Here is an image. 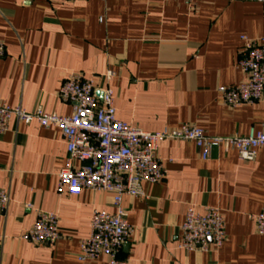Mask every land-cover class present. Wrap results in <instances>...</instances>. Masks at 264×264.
<instances>
[{
    "label": "crops",
    "instance_id": "crops-1",
    "mask_svg": "<svg viewBox=\"0 0 264 264\" xmlns=\"http://www.w3.org/2000/svg\"><path fill=\"white\" fill-rule=\"evenodd\" d=\"M264 37V5L251 0H0V101L32 112L70 116L64 79L91 80L99 97L114 91L116 117L156 132L190 124L209 137L261 130L264 104L226 106L219 87L246 79L237 68L241 37ZM195 143L166 140L158 157L167 171L144 184L145 197L125 196L135 233L123 246L129 264H264V236L251 216L264 208V148L254 161L213 149L203 159ZM67 143L55 128L10 122L0 134V189L10 195L0 217V264H109L80 261L94 210L115 213L112 196L85 190L58 195ZM31 204L32 209L27 208ZM219 209L227 240L219 250L178 248L187 209ZM54 212L62 239L37 246L24 239L37 212Z\"/></svg>",
    "mask_w": 264,
    "mask_h": 264
},
{
    "label": "built area",
    "instance_id": "built-area-1",
    "mask_svg": "<svg viewBox=\"0 0 264 264\" xmlns=\"http://www.w3.org/2000/svg\"><path fill=\"white\" fill-rule=\"evenodd\" d=\"M264 5V0H251ZM194 0H187L192 5ZM243 43L237 68L246 76L237 86L219 87L218 93L226 106L264 104V37H241ZM5 47L0 43V58ZM59 98L72 105L70 116H59L37 106L32 112L11 107L0 101V134H4L15 119L18 124L37 122L43 128L59 130L66 140L68 159L58 174V195L80 196L85 190L112 196L115 213L94 210L90 232L81 242L79 260L84 262L106 256L109 264H129L120 258L123 246L133 236L123 207L125 196L145 197L144 184H158L166 179L167 171L158 157L159 144L166 140L195 143L203 159L213 149L236 151L239 158L252 162L257 150L264 148V122L261 130L252 129L248 136L209 137L193 125L165 128L150 132L116 117L114 91L106 88L101 97L91 80L79 74L67 76L59 90ZM10 195L0 189V217H6ZM27 208L32 209L28 204ZM257 233L264 236V208L251 216ZM178 248L186 251L219 250L227 240L222 212L205 207L203 213L190 206L182 224ZM24 239L37 246H55L62 235L59 218L54 212H37L36 221Z\"/></svg>",
    "mask_w": 264,
    "mask_h": 264
},
{
    "label": "water",
    "instance_id": "water-1",
    "mask_svg": "<svg viewBox=\"0 0 264 264\" xmlns=\"http://www.w3.org/2000/svg\"><path fill=\"white\" fill-rule=\"evenodd\" d=\"M99 96V95H98ZM101 96V95H100Z\"/></svg>",
    "mask_w": 264,
    "mask_h": 264
}]
</instances>
